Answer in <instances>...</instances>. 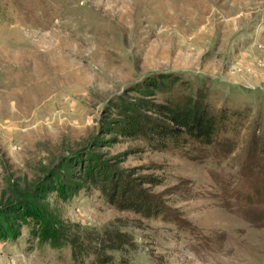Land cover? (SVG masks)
Wrapping results in <instances>:
<instances>
[{"label":"rangeland","instance_id":"1","mask_svg":"<svg viewBox=\"0 0 264 264\" xmlns=\"http://www.w3.org/2000/svg\"><path fill=\"white\" fill-rule=\"evenodd\" d=\"M162 75L241 111L240 132L189 154L120 136ZM89 161L158 196L170 222L107 204L82 178ZM54 230L90 254L41 245ZM102 250L115 264H264V0H0V264Z\"/></svg>","mask_w":264,"mask_h":264},{"label":"trees","instance_id":"2","mask_svg":"<svg viewBox=\"0 0 264 264\" xmlns=\"http://www.w3.org/2000/svg\"><path fill=\"white\" fill-rule=\"evenodd\" d=\"M138 92L147 100L136 101V107L140 110L131 109L128 114H123L118 121V133L122 137L141 140L152 151L189 154L222 144L225 134L240 132L245 117L241 111L225 107L212 109L206 97L194 95L188 82L173 75L153 78L145 87L138 88ZM158 94L161 96L159 100L156 99ZM80 169L83 180L115 209L132 212L145 219L161 218L170 222L160 198L129 180V176L111 172L91 161L85 162ZM141 179L143 185L158 182L151 175ZM37 235L41 245L52 249L71 248L75 255L90 254L56 230L48 235L37 232ZM118 247L115 250L121 253L122 248ZM121 255L118 264H128L125 253ZM86 264L115 263L102 250L95 252Z\"/></svg>","mask_w":264,"mask_h":264}]
</instances>
